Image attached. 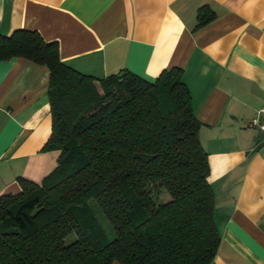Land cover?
<instances>
[{"label": "trees", "instance_id": "trees-1", "mask_svg": "<svg viewBox=\"0 0 264 264\" xmlns=\"http://www.w3.org/2000/svg\"><path fill=\"white\" fill-rule=\"evenodd\" d=\"M213 19L201 8L195 30ZM13 58L49 72L41 151L60 155L40 183L18 178L20 191L0 196V264H210L214 195L183 70L84 75L23 29L0 34V61Z\"/></svg>", "mask_w": 264, "mask_h": 264}, {"label": "crops", "instance_id": "crops-1", "mask_svg": "<svg viewBox=\"0 0 264 264\" xmlns=\"http://www.w3.org/2000/svg\"><path fill=\"white\" fill-rule=\"evenodd\" d=\"M203 7L214 19L195 30ZM19 29L57 42L62 62L96 78L125 69L154 81L181 68L214 195L210 264H264V142L248 128L264 108V0H0V34ZM48 80L44 66L0 61V196L57 166L59 151H41Z\"/></svg>", "mask_w": 264, "mask_h": 264}, {"label": "built area", "instance_id": "built-area-1", "mask_svg": "<svg viewBox=\"0 0 264 264\" xmlns=\"http://www.w3.org/2000/svg\"><path fill=\"white\" fill-rule=\"evenodd\" d=\"M248 128L258 132L264 142V108L257 111L256 115L250 120Z\"/></svg>", "mask_w": 264, "mask_h": 264}, {"label": "rangeland", "instance_id": "rangeland-1", "mask_svg": "<svg viewBox=\"0 0 264 264\" xmlns=\"http://www.w3.org/2000/svg\"><path fill=\"white\" fill-rule=\"evenodd\" d=\"M90 203H91V205L94 204L92 201H91ZM100 216H101V217H100V220H101V221H104V225L107 226V230H108V232H109V237H110V238H113L114 235H113V231H112L111 227L105 222L104 217L102 216V214H100Z\"/></svg>", "mask_w": 264, "mask_h": 264}]
</instances>
